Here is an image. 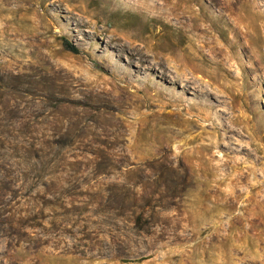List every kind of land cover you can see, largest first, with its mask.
I'll return each instance as SVG.
<instances>
[{
  "label": "rangeland",
  "instance_id": "374dc122",
  "mask_svg": "<svg viewBox=\"0 0 264 264\" xmlns=\"http://www.w3.org/2000/svg\"><path fill=\"white\" fill-rule=\"evenodd\" d=\"M0 264H264V0H0Z\"/></svg>",
  "mask_w": 264,
  "mask_h": 264
}]
</instances>
